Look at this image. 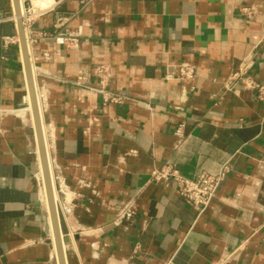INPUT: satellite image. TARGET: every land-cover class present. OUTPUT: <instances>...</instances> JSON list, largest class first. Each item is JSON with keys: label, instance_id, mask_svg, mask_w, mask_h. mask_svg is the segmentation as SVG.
Here are the masks:
<instances>
[{"label": "crops", "instance_id": "0c3cea01", "mask_svg": "<svg viewBox=\"0 0 264 264\" xmlns=\"http://www.w3.org/2000/svg\"><path fill=\"white\" fill-rule=\"evenodd\" d=\"M24 4L65 263L264 264V0ZM15 7L0 0V264H58ZM223 165L202 213L152 178Z\"/></svg>", "mask_w": 264, "mask_h": 264}, {"label": "built area", "instance_id": "2783aa9c", "mask_svg": "<svg viewBox=\"0 0 264 264\" xmlns=\"http://www.w3.org/2000/svg\"><path fill=\"white\" fill-rule=\"evenodd\" d=\"M21 11H20V20L22 22L24 31L27 33L28 28L37 13L35 12L32 6H26L24 0H20ZM17 37L4 38L2 42V47L5 49L10 44L17 43ZM75 39H70V45L74 44ZM193 71L191 68H181L179 69L180 78H191ZM98 75L102 79H106L108 74L103 68L98 69ZM258 95L260 98L264 99V87L258 88ZM104 100L107 102H119L121 98L110 96L104 94ZM5 110L0 109V117L4 114ZM181 128L176 130V135L181 136ZM229 172L227 165H223L219 172L215 175L201 173L194 179L183 178L177 174V172L170 167H165L159 171H154L152 173V178L155 181L163 180H173L175 182L176 191L178 195L185 200L187 204L194 207L198 210L199 213H202L216 197V193L220 183L225 178L226 174Z\"/></svg>", "mask_w": 264, "mask_h": 264}, {"label": "water", "instance_id": "95a60500", "mask_svg": "<svg viewBox=\"0 0 264 264\" xmlns=\"http://www.w3.org/2000/svg\"><path fill=\"white\" fill-rule=\"evenodd\" d=\"M15 8H16V20L18 24V36L19 41L23 50L24 55V66H25V73L26 79L29 88L30 100H31V109L33 113L34 119V126L36 130V139H37V146H38V154L41 166V175L44 185V190L46 194L47 204L49 207V212L51 216V222L54 229V238H55V250L57 254L58 264H66L65 263V256H64V244L67 243L66 238H61L60 232L58 229V215H57V208L55 203V198L52 189V181H51V174H50V166L48 162V156L46 152V143H45V136L42 127V121L40 118L37 95L35 90L34 78L30 66V61L28 57V49L26 43V36L25 31L22 25V22L19 18L20 14V4L19 0H15Z\"/></svg>", "mask_w": 264, "mask_h": 264}, {"label": "bare ground", "instance_id": "6f19581e", "mask_svg": "<svg viewBox=\"0 0 264 264\" xmlns=\"http://www.w3.org/2000/svg\"><path fill=\"white\" fill-rule=\"evenodd\" d=\"M40 118H41V116H40ZM43 126V125H42ZM46 152H47V148H46ZM47 156H48V152H47ZM48 162H49V160H48ZM50 174H51V171H50ZM51 183H52V189H53V179H52V176H51ZM45 191V190H44ZM53 194H54V198H56V195H55V192H54V189H53Z\"/></svg>", "mask_w": 264, "mask_h": 264}]
</instances>
